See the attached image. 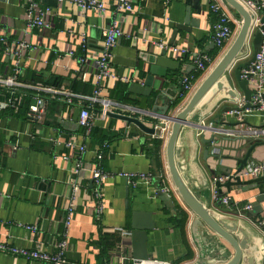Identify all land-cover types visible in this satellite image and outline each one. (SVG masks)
<instances>
[{
  "label": "crops",
  "instance_id": "0c3cea01",
  "mask_svg": "<svg viewBox=\"0 0 264 264\" xmlns=\"http://www.w3.org/2000/svg\"><path fill=\"white\" fill-rule=\"evenodd\" d=\"M102 1L112 10L113 0ZM39 2L50 8L46 16L48 26L25 31L24 0H0V34L5 35L7 43H0V76L11 74L14 59L7 53L5 45L9 47L15 41L24 40L32 46L31 49L21 50L23 70L18 80L26 87L18 88L16 92L20 100L17 109L5 105L9 92L0 87V240L24 248L38 246L55 253L56 242L66 238L68 246L63 255L66 261L63 264H131L132 212L144 211L152 214L154 222V227L147 232L146 240L147 250L152 253L150 258L173 264H195L199 249L191 228L194 215L183 204L171 183L165 154L166 140L152 137L153 133L144 132L132 122L128 124L125 120L107 114L103 117L102 104L89 99L96 83L95 61L103 51L101 28L111 20L109 10L108 13L99 14L91 9L81 10L68 1ZM131 2V11L116 14L123 35L111 48L109 66L112 72L126 76L128 81L103 78L100 82V98L107 102L108 112L135 117L154 127V124L165 119L159 112L149 114L153 105L151 99L147 112L136 108L138 102L129 96V83L143 82L147 74L146 60L163 50L157 46L159 41L188 51L214 52L216 47L210 35V26L215 17L207 1L200 0L198 9H190L191 17L197 20L196 26L190 32L181 29L176 31V25L183 22L188 7L185 0H168L166 4L162 0ZM223 3L224 10L239 22L236 12ZM234 26L237 27V23ZM69 51L73 52L71 56L66 55ZM223 51L216 55L214 62ZM166 53L179 63V68L174 71L168 69L172 75L165 80L156 76L153 88L162 92L164 104L167 99L172 104L180 94L181 78L192 75L196 69L188 54L171 50H166ZM247 53L240 62L252 56V47ZM81 57L86 59L80 62ZM29 72L40 79L33 80ZM80 72L85 73L84 79L80 77ZM206 73L197 78L193 76L195 86ZM54 77L60 78L57 84L50 83V78ZM45 87L72 92V102L67 103L40 90ZM234 87L242 99L243 93L236 83ZM37 95L43 98L44 112L40 118H32L27 115V111ZM26 97L29 98L27 104ZM189 97L184 98L174 109L166 110V114H174ZM158 104L161 106L163 102L159 100ZM87 106L94 113L93 127L89 133L78 124L79 111ZM226 114H230L228 122L243 119L250 125L218 123L219 117ZM232 114L214 112L205 117L206 121H214L226 130L215 134L207 158L203 153L205 145L197 136L199 128L196 125L200 121L197 115L192 118V125L183 126L178 135L176 162L184 179L198 195L210 187L213 176L209 165L215 168L217 164L224 163L234 167L235 158L243 156L251 144L261 140L241 136L240 130L262 123V110L254 108L245 111L240 118ZM228 131L234 134H228ZM210 134L206 132L207 137ZM79 145L85 146L82 153L78 149ZM99 150H102L100 160L97 158ZM79 155L86 164L98 163L103 170L112 174L141 171L160 176V182L168 188L167 193L173 205H165L158 198V194L153 192L155 185L142 184L133 188L125 178L115 175L102 185L104 210L101 219L96 220L94 183L89 176L79 177L73 173ZM263 158L264 146L259 145L251 151L248 162L254 164ZM257 192L255 188L242 191L233 186L227 193L223 187V196H229V203L218 204V199H214L211 194L209 205L240 220V225L246 223L245 229L252 233V229L259 231L254 220L264 218V201L260 202L262 209L257 213L250 212L253 207L245 212L247 218L241 217L239 213L246 202L255 200ZM71 201L74 203V213L66 228V207ZM179 210L186 213V218L181 217V224L177 222ZM29 224L37 226L35 233L26 229L25 225ZM118 228L127 233L122 234ZM257 241L260 242V239ZM0 264L50 263L27 260L0 251Z\"/></svg>",
  "mask_w": 264,
  "mask_h": 264
},
{
  "label": "water",
  "instance_id": "95a60500",
  "mask_svg": "<svg viewBox=\"0 0 264 264\" xmlns=\"http://www.w3.org/2000/svg\"><path fill=\"white\" fill-rule=\"evenodd\" d=\"M223 1L239 16L238 29L230 44L196 86L183 106L178 108L174 114L167 115L166 110L171 108V100L167 99L165 101L166 104H164L162 92L158 91V88H153L156 76L165 80L167 76L172 75L167 71L168 69L174 71L179 68V63L168 57L166 50H162L159 54L152 55L146 60L147 74L143 82H130L128 91L130 92V98L138 102L135 105L136 108L147 112L148 101L151 99L153 105L149 114L154 115L159 112L161 117L163 116L165 120L170 122V129L165 143L168 174L177 195L194 215L191 228L199 249V257L195 264H264L262 252L263 237L259 231L252 229V233H249L245 229L246 223L240 225V220L233 219L209 205L210 195H213L214 190L218 199L217 203L220 204L223 197V187L226 188L227 193H230L231 187L236 186L242 191L257 189L255 200L251 202L253 210L250 212L257 213L262 209L260 202L264 201V174L255 178L243 179L239 173L244 169H250L255 164H249L248 162L251 151L256 146L263 145L264 141L260 140L251 144L243 156L235 158L234 167L224 163L217 164L215 168L209 165L213 177L210 180V187L205 188L201 195H198L186 182L175 158V146L178 135L183 126L192 125L193 122L191 120L195 115L202 119L214 112L218 114V112L229 113L230 111H235L232 115L239 117V113L236 112L239 108L235 104L229 103L235 102L239 98L234 87L235 83L243 93L244 106L252 108L251 100L254 90L249 81L241 77V73L242 69L254 61L255 54L260 50V46L264 42V12L260 19L261 25L250 35L253 17L249 9L241 0ZM199 2L200 0H185L188 7H186L183 22L176 25V31L181 29L190 32L191 28L196 26L197 20L195 21L191 17L190 9H198L200 6ZM250 47H252V56L248 60L240 62V59L248 54L247 51ZM262 86L264 99V81ZM159 100L163 102L161 106L158 104ZM107 115L125 120L128 124L132 122L147 133H157L159 131L135 117L108 111ZM229 117L230 114L220 116L217 122L229 126L250 125L247 120L243 119H239L236 122H228ZM262 125L263 122L252 127H260ZM196 127L200 128L198 125ZM203 129L205 130L206 128ZM198 138L205 145L203 153L204 157L207 158L210 156L209 150L214 142L215 135L210 134L207 137L205 132H203ZM225 158H228V156ZM214 178L216 179L214 180ZM158 198L165 205L168 203L173 205L172 199L167 192L159 191ZM153 227L154 222L150 212H132L130 236L133 258L147 260L152 255L147 250L146 240L148 230ZM258 238L260 242L257 241Z\"/></svg>",
  "mask_w": 264,
  "mask_h": 264
},
{
  "label": "built area",
  "instance_id": "2783aa9c",
  "mask_svg": "<svg viewBox=\"0 0 264 264\" xmlns=\"http://www.w3.org/2000/svg\"><path fill=\"white\" fill-rule=\"evenodd\" d=\"M59 3L63 1H68L72 4H75L77 8L81 10H94L99 14L108 13V8L102 0H57ZM168 0H162L163 4H166ZM211 12L214 14V20L210 26V35L213 41L214 46L219 50L223 51L228 43L232 41L233 37L236 34V31L239 26V22L234 19L226 10H224L223 0H206ZM245 6L249 9L252 14V24L250 29V35L252 32L259 28L261 25L260 19L262 13L264 12V0H241ZM24 29L25 31H31L34 29H40L47 27L48 23L46 21V16L49 14L50 8L48 6H43L40 4L39 0H24ZM133 9L131 0H113V8L109 10L111 20L108 24L104 25L101 28V36L103 39V51L102 54L96 58L97 71L95 73L96 83L93 90L92 96L89 98L91 102H99L102 104L101 115L103 117L107 114V102L100 98V82L103 78H112L119 79L121 81H128L126 76L118 75L115 72H112L109 68L110 66V57H111V48L118 42L119 38L123 35V32L120 29L119 22L116 18L117 13L129 12ZM237 23V27L234 24ZM249 35V36H250ZM0 43H6V37L3 34H0ZM157 46L163 50H171L172 52L189 55L191 60L195 65V69L201 72L206 73L215 63L212 55L206 51L199 50H187L182 47H177L171 44H166L164 42H157ZM32 46L25 42L24 40L15 41L13 45L9 47L5 45L7 53L11 54L14 57L12 61L11 74L8 76H0V87L6 88L9 92V96L5 102L6 106H9L12 109H17L20 103L19 97L16 96L18 88L26 87V84L18 80V76L22 73L21 66V50L31 49ZM72 51L66 53V55L71 56ZM86 58L81 57L80 62H83ZM264 42L260 46V50L255 54L254 61L244 69H242L241 77L249 81L251 87L254 90L252 94L251 106L245 107L244 101L241 98H238L235 101V105L239 108L238 112L239 117L245 111L251 109H259L264 113V99H263V81H264ZM80 77L84 79L85 73L80 72ZM196 86L194 84L193 75H184L181 78V90L180 96L186 98L190 96L195 90ZM40 90H45L56 98L63 100L67 103H71L73 100V93L56 87L41 88ZM43 105L44 101L41 95H37L33 102L29 105L27 115L32 118H40L43 115ZM231 114L235 111H230ZM212 114V113H211ZM210 114V115H211ZM214 114V113H213ZM206 117V116H205ZM205 117L200 119L198 126L200 127L197 130V136L199 137L201 133L209 131L212 134H218L221 132H226L223 128L216 125L214 121H206ZM94 113L91 111L90 106L82 107L78 115V124L83 127L86 133H89L93 127ZM263 125L260 127L249 126L245 130H240V135L244 137L258 138L264 141V118L262 120ZM155 129L159 131L153 133L152 137L158 139L166 140L167 134L170 129V122L168 120L159 121L153 125ZM203 128H206L205 130ZM228 134H234V132H229ZM264 146V144H263ZM78 149L82 153L85 149L84 145H79ZM98 160L102 158V150H99L97 154ZM73 173L79 177L89 176L94 183L93 196H94V218L96 220L101 219V215L104 210V200L102 185L105 180L113 177L120 176L126 179L127 183L135 188L139 185H155L153 187V192L158 194L161 192H168L166 186L158 184L161 181L160 176H156L151 172H141V171H120L112 174L109 171L103 170L98 163H89L86 164L82 161L81 156L79 155L76 159V163L73 167ZM264 174V158L256 162L250 169L242 170L239 175L243 179L255 178ZM216 178H214L215 180ZM223 180V178H221ZM213 198L216 199V192L213 191ZM229 196H223L221 202L224 204L229 203ZM252 209V203L250 201L246 202L242 207L239 215L241 217L247 218L245 212H248ZM74 213V203L73 201L69 202L66 207V213L64 218V225L66 228L70 225V222L73 218ZM254 225L258 228L263 237L262 252L264 255V218H259L254 220ZM26 229L31 233H35L37 230L36 225H25ZM122 234L127 233L125 230L118 228ZM68 246V241L66 238H60L56 242V252L50 253L38 246L32 248L18 247L10 244L5 240H0V251L7 252L12 255L22 256L27 260H39L42 262H47L50 264H63L65 263L64 252ZM131 264H173L170 261L159 260L156 258H148L147 260L132 259Z\"/></svg>",
  "mask_w": 264,
  "mask_h": 264
},
{
  "label": "trees",
  "instance_id": "16d2710c",
  "mask_svg": "<svg viewBox=\"0 0 264 264\" xmlns=\"http://www.w3.org/2000/svg\"><path fill=\"white\" fill-rule=\"evenodd\" d=\"M218 53H219V50L216 48L215 49V51L214 52H212V53H210L211 55H212V57H213V59L216 57V55H218ZM29 73H31V72H29ZM204 72H201V71H198V70H196L195 72H193V73H191L195 78H197V77H199V76H201L202 74H203ZM25 77V76H24ZM27 77L28 78H30V76L27 74ZM31 78L33 79V80H35V81H37V80H39L40 78L37 76H35V75H33L32 73H31ZM52 79V81H50ZM59 77H54V78H50V83H52V84H57V82L59 81ZM184 98L182 97V96H178L173 102H172V104H171V108H175L177 105H179V104H181V102H182V100H183ZM29 102V98L28 97H26V104ZM158 184H160V185H162V183L161 182H158ZM178 217H180L179 219H177V222L179 223V224H181L180 223V221H181V217H184V218H186V213H185V211H183V210H179V212H178Z\"/></svg>",
  "mask_w": 264,
  "mask_h": 264
}]
</instances>
